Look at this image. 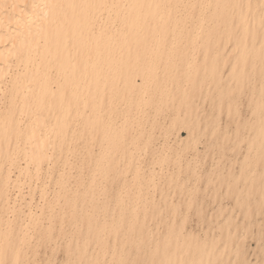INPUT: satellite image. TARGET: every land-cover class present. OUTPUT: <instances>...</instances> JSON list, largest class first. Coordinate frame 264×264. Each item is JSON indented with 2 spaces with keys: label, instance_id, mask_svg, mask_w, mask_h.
<instances>
[{
  "label": "bare ground",
  "instance_id": "bare-ground-1",
  "mask_svg": "<svg viewBox=\"0 0 264 264\" xmlns=\"http://www.w3.org/2000/svg\"><path fill=\"white\" fill-rule=\"evenodd\" d=\"M222 115L247 149L238 173L215 166L205 188L249 220L257 203L264 214V0H0V264H34L41 245L71 264H249L228 225L204 239L187 230L196 201L182 197L184 214L172 204L200 167L189 162L181 180L184 150L174 173L141 169L156 131L185 129L193 149L206 137L211 150ZM79 139L99 149L88 181L69 188ZM25 184L42 189L39 214L8 209Z\"/></svg>",
  "mask_w": 264,
  "mask_h": 264
},
{
  "label": "rangeland",
  "instance_id": "rangeland-1",
  "mask_svg": "<svg viewBox=\"0 0 264 264\" xmlns=\"http://www.w3.org/2000/svg\"><path fill=\"white\" fill-rule=\"evenodd\" d=\"M230 52H231V49L228 48L227 53H230ZM208 100L209 99L207 98V101ZM239 108H240L241 113L243 114V117L241 120H243V122L247 121V118L250 116V114L248 110L247 99L243 95L241 96ZM204 110L205 112H209L210 110L207 103L204 106ZM167 121L168 119L163 121L164 125L168 123ZM227 122L228 120L225 117V115H222L221 120H220V127H219L220 133L215 135V136L219 135L221 138L217 139V141L213 144L214 148L213 149L211 148V150L209 149L211 142L210 141L207 142L206 137H203L201 139V144H199L196 149L195 148L193 149L192 144L194 142L192 141L191 138H189V133L185 129L179 130V128L177 127L176 129L170 131L166 135L168 139H164V136H165L164 131H161V132L156 131L155 133L156 139L151 144L150 149L146 150L148 151L146 155L142 157L141 169L143 170L146 176H149L151 172L157 173L158 171H160V169L161 171H164V173L170 174V172L171 173L176 172L178 166L180 165V163H182L180 165V167L182 168L179 167V169H180L181 180H183L188 176V174L184 172V169L187 166V164L189 162H192L191 165L193 166V165H196L197 163L200 166V167L198 166L199 168H197L196 170L198 172V175H195L191 179H189L187 183L188 192L185 195L183 194L181 197H178L179 195L177 196L176 194L172 195L174 196L172 199V204H175V203L180 204L181 206L179 210L181 213L184 214L186 211V207H184L185 202L182 203L183 200L187 199L186 201H188L192 197L198 205L195 211L197 209H202L207 214V217H208L207 221H204V220H201V218L198 215H195V211L193 210L189 211L190 218H189L187 230L198 234L204 239L206 238V236H210V238H212L214 235H220L221 227L226 224L228 225V228L232 232V234L237 235V239H239L240 237L239 241L236 244L234 243L237 239H234L232 243V246L234 245V249L235 250L241 249L244 257L247 259V262L249 264H264V214L258 215L259 211H261V209L258 207V203L253 208L254 218L245 220L243 217H241L240 213L238 212L237 210L238 208L235 207L233 199L225 198V199L215 200L213 197V189H212L213 186L212 185L211 187L209 186L208 189L205 188V185H206L205 182L207 181V178H208L207 175H209L212 170L216 168L218 169L220 168V166L223 167L222 165L227 164L229 166V164L231 165L233 164V162L234 163L236 162L235 173H238L239 165L237 164V162H239L240 159H242L241 156L244 155L247 149V142H242L240 146H234L233 140H234L235 124L231 123L230 125H228ZM146 128L149 129V127L147 126ZM226 130L228 131V134L231 135V138L228 141L225 140V137L229 136L226 134ZM162 144H164L165 146H167V148L170 149V155L172 157L170 158V161L168 162L169 165H167L168 163L167 164L164 163L165 165H163V167L160 164L153 163V160L160 156V153L159 154H155V153L158 150L162 149ZM85 146H86L85 143L80 139L75 144V153L72 158L73 160H75L77 168L74 169L72 172L73 177L71 178L70 182H68L69 188L74 187L76 185L75 184L76 179H80L83 182L88 181L89 172L91 169V160L97 154L99 148L98 147L93 148V151L89 154L88 151L85 149ZM141 146L144 147V145H141ZM131 149L132 151H134V147L131 146ZM178 149L185 151L183 152L184 154H182L181 156L182 157L181 162L179 161L180 158L178 159V157L180 156L176 153ZM136 153L138 154V152ZM176 158L178 159L180 163H178V165L175 164L176 165L175 166L174 163L176 161ZM215 166L216 168H214ZM162 168H164V170H162ZM15 169L17 168H14V171H13L14 173L12 174V178L16 180L18 170H15ZM232 169L234 170V166L232 167ZM47 182H48V179L45 183L49 185L48 183L50 181L48 183ZM43 183H44V180H43ZM53 184L54 183H52L50 187L46 185L44 186H46L47 188H50V191L54 188L57 189L58 187H55ZM241 185L243 186V179H239V186ZM12 186L16 187L17 185L15 184ZM12 186L10 188H13ZM194 187L197 188V191ZM189 188H193L191 189L192 191H190ZM22 189H23L22 194H19V190L16 188L14 189L15 191L10 190L9 192L10 193V196H9L10 207L8 209L10 210L13 205L14 206L21 205L20 207L23 206L22 208L23 212L28 213L29 211H32L33 215L39 214L41 210L40 207L43 206L42 205L43 201L40 198L41 193H38V192H41L42 189L40 188V190H37L38 191L36 192L37 194L32 193V194H35L33 196H30L31 189L30 187H27V184L23 185ZM28 191H29V194H27ZM243 195L245 196L246 192H244ZM52 197H53V194H51L50 192L49 198L51 199ZM182 197H184V199ZM179 198H182V199H179ZM252 198H257V196H255L254 194H251L249 197H247V204L251 203ZM63 202L64 200L60 198L59 196L56 201L52 200V204L55 208L60 207L63 204ZM8 209H5V211H7ZM13 209L14 208H12L11 211H13ZM18 209H16L17 210L16 212L20 211L21 213V210L18 211ZM262 209L264 211V204L262 206ZM1 211H4V209ZM11 211L8 212V214L12 213ZM4 212L3 214L2 213L1 214L3 216L5 215L4 217L6 218L8 217L9 219H14L16 216L20 215L19 213L14 212L15 215L10 214L11 216H7L8 214L6 212L4 214ZM23 217L25 218V216ZM229 220L233 222H229ZM234 225H236L237 227H235ZM162 231L163 229L161 230V232ZM259 235H261L263 238L260 241L258 240ZM46 246L41 245L39 248H37L38 253L36 257V262L34 264H44L45 263L44 261L45 260L47 261L49 259L51 261L50 264H64V263L66 264L67 263L66 254L63 251V249H60L59 252L56 251V253H50L51 252L50 249H49L50 250L49 252L48 248L47 249L44 248ZM29 252H28L29 256H31L32 252L31 251ZM26 261H27V258H26ZM67 264H71V263H67Z\"/></svg>",
  "mask_w": 264,
  "mask_h": 264
}]
</instances>
